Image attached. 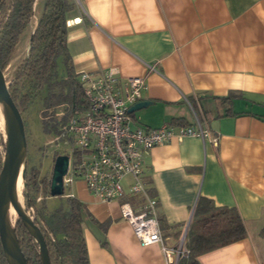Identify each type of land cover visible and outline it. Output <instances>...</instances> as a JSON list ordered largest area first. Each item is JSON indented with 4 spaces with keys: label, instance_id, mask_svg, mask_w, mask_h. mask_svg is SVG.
Returning a JSON list of instances; mask_svg holds the SVG:
<instances>
[{
    "label": "crops",
    "instance_id": "1",
    "mask_svg": "<svg viewBox=\"0 0 264 264\" xmlns=\"http://www.w3.org/2000/svg\"><path fill=\"white\" fill-rule=\"evenodd\" d=\"M66 21L75 73L113 68L121 81L145 80L151 104L133 113L134 126H194L188 101L218 138L173 137L143 155L164 245L178 246L205 198L234 209L246 234L199 264H264V0H77ZM69 189L85 209L88 264H173L120 215L121 202L137 210L141 199L103 203L81 179Z\"/></svg>",
    "mask_w": 264,
    "mask_h": 264
},
{
    "label": "trees",
    "instance_id": "2",
    "mask_svg": "<svg viewBox=\"0 0 264 264\" xmlns=\"http://www.w3.org/2000/svg\"><path fill=\"white\" fill-rule=\"evenodd\" d=\"M76 7L74 0H45L37 25L31 34L26 59L18 67L8 84V91L20 113L33 104L41 92L45 112L52 116L50 129L59 133L55 113L58 106L82 104V86L75 73L67 46V14ZM34 0H0V69L8 65L19 37L30 25ZM61 59L65 76L59 79ZM225 99H230L225 98ZM134 119V114L131 113ZM47 126V125H46ZM4 141L0 139V168ZM23 190L27 209H32L34 224L42 232L49 250L51 264H88L82 221L83 204L73 197L66 198V206L49 210L45 198L50 197V179L40 178L39 169L25 167ZM42 195L41 205L35 203ZM15 233L27 264H41L38 246L17 219ZM245 228L238 213L231 208L216 207L205 198H199L186 232L184 247L187 254L177 264H199L198 257L245 237ZM0 264H7L0 247Z\"/></svg>",
    "mask_w": 264,
    "mask_h": 264
},
{
    "label": "built area",
    "instance_id": "3",
    "mask_svg": "<svg viewBox=\"0 0 264 264\" xmlns=\"http://www.w3.org/2000/svg\"><path fill=\"white\" fill-rule=\"evenodd\" d=\"M78 80L84 102L72 108L61 105L55 113L59 122L55 139H63L69 144L63 190L81 179L87 191L103 203L125 196L141 199L137 210L131 202L119 204L122 219L130 225L141 245L160 244L166 260L177 264L179 258L187 254L185 234L177 247L164 245L157 218V201L148 195L143 181V155L173 137H198L216 145L217 136L201 123L196 107L188 101L195 118L194 126L176 130L168 125L155 129L134 126L128 109L142 100L146 89L143 78L121 81L117 71L111 68L96 77L81 71Z\"/></svg>",
    "mask_w": 264,
    "mask_h": 264
},
{
    "label": "water",
    "instance_id": "4",
    "mask_svg": "<svg viewBox=\"0 0 264 264\" xmlns=\"http://www.w3.org/2000/svg\"><path fill=\"white\" fill-rule=\"evenodd\" d=\"M151 104L141 100L132 105L128 111L134 113ZM0 111L3 116L4 153L0 168V247L7 264H27L22 253L15 227L12 224L10 207L16 217L25 227L27 233L38 246L41 264H51L49 250L40 229L25 211L19 201L18 181H23L26 167L27 141L21 113L8 91L4 73L0 69ZM69 158L67 155H58L54 159L50 179V197L63 196V177L66 175Z\"/></svg>",
    "mask_w": 264,
    "mask_h": 264
},
{
    "label": "rangeland",
    "instance_id": "5",
    "mask_svg": "<svg viewBox=\"0 0 264 264\" xmlns=\"http://www.w3.org/2000/svg\"><path fill=\"white\" fill-rule=\"evenodd\" d=\"M44 1L45 0H34V11L30 21V25L19 37L18 42L14 47L13 52L11 53L8 65L3 70L7 85L13 81L18 67L28 55L30 37L32 32L34 31V27L37 25V21L39 19ZM74 1L75 3H77V0ZM57 63L58 77L59 79L64 78L65 73L60 58L57 60ZM46 94V91L43 93L41 92V94L36 97L33 104L29 106L27 110L21 113V116L23 119L27 141L26 167H36L39 169L40 178L46 177L47 179H51L55 157L58 155H66V153H69V144H66L65 140L63 139L56 140L55 138L58 133H54V130L50 129V124L53 121L52 116L48 112L44 113L45 106L42 102L44 97H46ZM59 108L60 106H58V109ZM142 110L144 109L136 111L135 114L140 113ZM0 139H3V141L5 139L4 128L1 123ZM23 184V181H21L20 201L25 211L31 217L33 210L27 209L24 198L22 196V190L24 187ZM69 187H66L64 189L63 196L51 197V200L46 202V206L49 210H55L66 206V199L64 197H66V195L70 193ZM41 199L42 195L38 194L35 201L38 207L41 205ZM16 221V214L13 213L12 224L14 227L16 226Z\"/></svg>",
    "mask_w": 264,
    "mask_h": 264
},
{
    "label": "bare ground",
    "instance_id": "6",
    "mask_svg": "<svg viewBox=\"0 0 264 264\" xmlns=\"http://www.w3.org/2000/svg\"><path fill=\"white\" fill-rule=\"evenodd\" d=\"M0 123L2 124L3 126V116H2V113L0 111ZM21 192V180L19 179L18 181V196H19V193ZM19 201H20V197H18ZM21 202V201H20ZM10 213L11 215H13L14 211L13 209L10 207Z\"/></svg>",
    "mask_w": 264,
    "mask_h": 264
}]
</instances>
